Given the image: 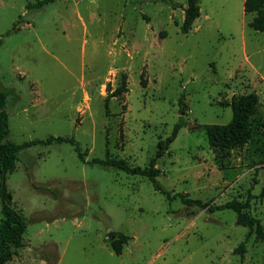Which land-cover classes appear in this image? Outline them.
I'll use <instances>...</instances> for the list:
<instances>
[{
	"label": "rangeland",
	"instance_id": "1",
	"mask_svg": "<svg viewBox=\"0 0 264 264\" xmlns=\"http://www.w3.org/2000/svg\"><path fill=\"white\" fill-rule=\"evenodd\" d=\"M37 1L0 0L9 140L72 136L86 159L110 155L145 167L172 134L184 97L187 124L157 160L158 183L214 204L251 195L246 210L264 225V31L248 25L255 13L244 12V0H201L188 33L187 0L27 7ZM124 80L126 91L114 95ZM250 92L259 97L251 138L210 146L201 125L228 123L231 99ZM6 184L27 227L4 264H264L254 234L243 256L234 252L248 227L233 209L186 206L146 176L82 162L70 142L21 149ZM1 207L0 198V222ZM110 231L130 237L121 254Z\"/></svg>",
	"mask_w": 264,
	"mask_h": 264
},
{
	"label": "trees",
	"instance_id": "2",
	"mask_svg": "<svg viewBox=\"0 0 264 264\" xmlns=\"http://www.w3.org/2000/svg\"><path fill=\"white\" fill-rule=\"evenodd\" d=\"M53 0H38L36 3H28V8H42L47 3ZM200 1L187 0V6L184 9V20L181 25V31L188 33L192 28L194 21L200 16ZM244 12L255 13L252 20L248 23L250 27L258 31H264V0H244ZM19 24V22H18ZM17 26V24H16ZM1 44V40H0ZM127 83L124 80L114 92V95H119L126 91ZM184 97L179 100V119L175 123L172 134L165 139H160L157 143L155 155L151 158L149 165L142 167L140 165H131L125 159L114 158L106 155L105 158L86 159V153L81 150L79 142L72 136H48L45 139H33L23 143H15L8 139L9 126L8 117L5 111L6 94L0 92V198L2 202L3 218L0 222V264H4L13 255V248L17 249L24 245L23 234L26 231L27 221L25 216L12 206L10 192L7 189L6 176L15 168L17 153L24 148L35 144H51L54 142H70L74 145L77 151L78 158L85 163L100 164L103 166H112L121 169L129 174H139L148 177L154 184L157 190L162 191L168 198H180L186 206H196L200 209L213 211L215 209L230 208L236 211L237 222L248 227V233L243 242L234 249L235 253L243 256L246 250V242L249 237L254 234L256 240L264 242V225L257 218L249 214L246 208L249 205L250 197L245 202L237 199H232L225 203L214 204L212 201H203L198 198H190L181 193L171 194L164 190L157 181V176L160 169L156 166L157 160L162 157L169 147V144L177 136L179 130L187 123L184 119L186 114V105L183 103ZM229 105L232 108V118L228 123L217 124L207 123L201 125L206 131L208 142L212 147L229 148L245 144L252 135L251 119L259 111V97L255 92L235 96L231 99ZM264 128V120L261 122ZM260 196L264 197V186L260 192ZM129 236L123 232L110 231L107 234L111 248L117 254H121L123 246L128 242Z\"/></svg>",
	"mask_w": 264,
	"mask_h": 264
},
{
	"label": "water",
	"instance_id": "3",
	"mask_svg": "<svg viewBox=\"0 0 264 264\" xmlns=\"http://www.w3.org/2000/svg\"><path fill=\"white\" fill-rule=\"evenodd\" d=\"M188 127H193V128H198L200 127V124L194 123V122H189Z\"/></svg>",
	"mask_w": 264,
	"mask_h": 264
}]
</instances>
